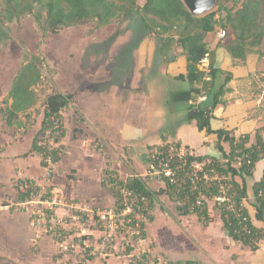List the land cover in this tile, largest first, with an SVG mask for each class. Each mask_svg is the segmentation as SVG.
I'll use <instances>...</instances> for the list:
<instances>
[{"label":"crops","instance_id":"0c3cea01","mask_svg":"<svg viewBox=\"0 0 264 264\" xmlns=\"http://www.w3.org/2000/svg\"><path fill=\"white\" fill-rule=\"evenodd\" d=\"M221 30L223 29L216 27L214 31L201 33L199 39H194L204 41L210 50L203 59L202 68L207 70L209 64L213 63L224 71L215 78L216 89L225 82L227 75H231L223 95L225 102L214 108L210 124L212 129H226L236 137L250 134L253 142L257 129L264 127V97L254 89L253 79L254 73L264 67V60L258 52H251L244 63H237L225 47L229 38L221 37ZM130 33L131 30L128 29L127 34ZM138 42L140 44L132 51L136 55L134 62L138 63L143 76L138 84L124 80L119 72L118 77L113 76L112 83L105 91L83 86L73 91L68 90L74 94L73 105L80 115H76V139L71 142L67 120L64 118L67 108L62 111L65 126L62 142L67 147V156L75 158L74 166L77 168V179L70 182L66 179L63 189L57 185L54 187L65 198L76 201L65 204V207L60 204L53 206L54 215L65 227L67 220L64 217L68 215H73L74 219L81 222L72 211L85 204V201L108 206H113L115 202L110 190L102 185L103 171L111 160L107 158L104 148L96 150L93 147L92 143L98 137L107 146L118 143L122 145V149L128 145L143 153L152 146L177 142L196 156L221 158L223 155L218 148V134L199 129L194 111L190 108L192 104H210V99L205 96L194 100V83L178 78L187 72L188 65L182 46L176 45L164 56L159 52L158 40L152 34ZM103 72L98 69L93 74L94 82L105 78L101 75ZM22 120L26 122L27 119L22 116ZM42 120L43 114L23 137V134H16L15 130L11 131L17 125L10 126L0 117V264H64L66 260L56 239L48 232L49 223L36 220L37 216L33 214L36 210L35 202L19 201V192L14 185L21 178L37 181L43 173L40 154L37 151L30 152L35 132L42 127ZM260 132L264 134V128ZM21 137L26 138L28 148L25 150H22L20 143H16L23 140ZM10 138L14 143H10ZM88 142L89 154L83 151L86 146L84 144ZM222 145L226 151L229 150L228 142L223 141ZM114 164H111V168H114ZM4 166H9L8 173L4 172ZM263 175L264 160H259L254 177L246 179L248 197L244 200L253 224L262 230L264 213L263 219L256 216L253 184ZM237 179L240 180L239 177ZM47 207L44 203L45 211L51 212ZM209 213V221L201 219L205 228L200 231L197 243H188L187 252L192 253H188V256H175L168 251L167 258L195 260L202 264H264V239L253 250L228 234L219 210L211 203ZM191 214L194 213L188 215ZM82 230L83 233L97 237L100 233L95 227L83 226ZM96 239L89 241L95 245L98 243ZM113 247L118 246L115 244ZM110 251L106 257L93 256L86 259V264H127L133 249L122 253Z\"/></svg>","mask_w":264,"mask_h":264},{"label":"trees","instance_id":"16d2710c","mask_svg":"<svg viewBox=\"0 0 264 264\" xmlns=\"http://www.w3.org/2000/svg\"><path fill=\"white\" fill-rule=\"evenodd\" d=\"M230 1L232 5H228ZM239 2L238 0H218L216 9L196 17L189 13L180 0H2L0 45L9 39L6 23L19 20L27 14L33 15L44 34H50L76 26L85 20L95 21L97 26L108 25L137 12L146 30L158 40L159 52L162 55L169 54L176 45L182 46L188 65L187 72L179 75L178 78L194 83L192 88L194 100L203 95L210 99V104H192L190 108L194 111V118L198 122L199 129L218 134V148L223 154L221 158L208 155H200L196 158L210 159L209 168L216 169L225 177V182L229 185L228 196L234 202L232 208L229 207L228 202L214 201L213 205L219 210L223 226L228 234L234 240L256 250L258 242L264 239V230L253 224L244 200L248 197L246 179L254 177L256 163L264 160V134L260 132L264 127L257 129L253 142H251L250 134L236 137L229 130L212 129L210 120L213 117L214 108L219 103L225 102L223 95L231 75H227L225 82L216 89L215 78L218 73H224V71L215 67L213 63L209 64L207 70L203 69V59L210 50L204 41L192 45L193 40L201 33L214 31L219 26L226 32L225 37L232 33L225 47L237 63H244L251 52H258L262 58L264 0H242L238 5ZM223 12H226L225 16L221 15ZM46 67L48 64L45 58L34 54L16 71L9 90L11 102L0 107V117L8 125H22L24 123L22 116L27 119L29 113L38 107L41 100L40 94L44 91L43 88L39 89V86L43 83ZM74 101L73 93L62 91H53L43 99L42 127L35 135L30 149V152L37 151L40 154L43 166H45L46 155L44 149L38 145V135L51 129L52 118L56 117L63 129L62 135L56 141L63 138L65 126L62 111ZM223 141L229 143L228 151L224 149ZM173 144L180 147V143ZM161 146H152L150 149ZM51 153L54 156V162L61 160V157L57 155V149ZM237 156L242 158L240 165L236 163ZM188 172L187 169H178L173 180L169 177L163 178L164 185L156 190L148 185L147 179L138 177L136 174L122 179L114 169L105 168L102 185L112 192L115 198L113 206L118 211L123 209L124 196L120 191L121 188H125L146 195L149 201L148 210L154 207V201L158 195L165 194L175 203L179 214L194 213L207 222L210 220L208 200L213 199L219 192L217 182L206 181L199 177L193 184L188 177ZM253 193L257 209L256 216L263 219L264 175L254 182ZM199 196H204L201 205L197 204ZM28 198H31L30 193L19 192V201H25ZM148 210L144 211L145 215H148ZM135 223L136 221H133L132 224ZM140 223L144 229V221ZM172 262L202 264L195 260H172Z\"/></svg>","mask_w":264,"mask_h":264},{"label":"rangeland","instance_id":"374dc122","mask_svg":"<svg viewBox=\"0 0 264 264\" xmlns=\"http://www.w3.org/2000/svg\"><path fill=\"white\" fill-rule=\"evenodd\" d=\"M228 5H232V1ZM1 7L2 0H0V9ZM219 15L218 13V18L220 17ZM221 15L225 16L226 12ZM6 25L9 29V39L0 45V107H4L11 102L9 90L12 79L23 63L32 55L39 54L45 58L48 64V67L45 68L43 83L39 86V89L43 88L44 91L40 94L41 100L38 107L29 113L26 122L22 123V125L12 129L9 128L11 131L15 130L16 134H23V137L29 128L32 129L35 121L42 118L43 99L53 91L63 92L65 90L69 92L68 90L73 91L82 86L105 91L112 83L113 76L116 75L118 77L119 72L123 75L124 80L127 79L131 83L138 84V80L143 79L139 65H137L138 63L134 62L136 55L132 51L140 44L138 40H142L151 34L146 30L137 12H133L129 17L116 20L108 25L97 26L95 21L85 20L76 26L50 34L43 33L31 14L25 15L19 20L7 22ZM128 29L131 30L130 34H127ZM231 34H227L226 37L231 38ZM199 41L193 40L192 45L198 44ZM262 51L264 53V42ZM262 60H264V54ZM98 69L104 71L101 75L105 76V78L94 82L93 74ZM255 74H258L264 80V67L255 72L254 76ZM254 89L264 97V83L263 86H260L255 82ZM77 114L80 115L73 104L65 112L66 117L64 118L67 120L71 142L76 139L77 128L75 125ZM55 136L58 135H53L47 131L38 135L42 145L58 149L61 160L50 164L51 171L49 174L46 171L47 169L43 168L40 179L37 181L33 180L35 183V187L32 189L34 193L30 195L35 201L49 199L56 202L53 205L60 204L65 207V204H71L76 201L65 198L62 192L55 190L54 187L57 185L63 189L66 179L68 182L72 181V179H77V168L74 166L75 158L67 156V147L62 142L63 138L59 142H55L53 141ZM23 137H21L23 139L21 142L16 141V143H20L23 147H21L22 150H25L28 147L25 142L26 138ZM10 143H14L12 138H10ZM92 144L96 150L104 148V152L107 151V158L111 160L108 162L107 168L111 169V164L115 163V169H112L114 171L120 170L121 174L117 172L121 177L147 173L149 155L156 149L153 148L143 153L142 151H135L133 147L128 145L122 149V145L118 143L107 146L106 142L100 137ZM89 145L90 142L84 144L85 147L83 148V151L88 154L90 153ZM40 158L42 161L41 156ZM94 161L98 162L97 160ZM4 168H6L3 169L4 172L8 173L9 166H4ZM22 179L17 180L14 184L18 192H20L18 182ZM147 183L156 190L164 185V182L157 178L153 180L147 179ZM110 194H112L111 191ZM208 201L212 205L215 200L209 199ZM77 202L81 203V201ZM84 203L93 208L103 209L108 207V204L95 203L94 201H85ZM34 206L35 209L43 208L41 203H35ZM50 211L49 213L53 214L54 208ZM72 213L78 216L81 222L74 219L73 215L64 217L67 220V226L62 225V229L70 244L69 250L66 253L61 252V254L66 258L64 264H86V259L93 257L90 254L91 249L103 239L101 237L102 228L96 220L89 218L87 215L84 216L83 212H79L78 208L77 210L73 209ZM150 217H152L151 220ZM141 221L145 223V227L142 230L138 229L136 223L132 224V221L127 223L123 230L118 231L110 249L121 253L127 249H133L134 252L149 249L153 253L165 257L168 251L171 254H175V256H188V253H192L190 251L187 252L188 243H192V245L197 243L200 231L205 228L204 222L198 216L194 214L182 216L179 214L175 203L165 194L157 196L154 201V207L149 208L148 215H145V218ZM83 226L97 228L100 231L97 234L98 237L87 232L83 233ZM140 237L144 239L143 243L140 242ZM95 238H97L98 243L93 245L89 240H94ZM115 244H117V248L113 247Z\"/></svg>","mask_w":264,"mask_h":264},{"label":"built area","instance_id":"2783aa9c","mask_svg":"<svg viewBox=\"0 0 264 264\" xmlns=\"http://www.w3.org/2000/svg\"><path fill=\"white\" fill-rule=\"evenodd\" d=\"M220 36L225 37L226 32L224 30L220 31ZM255 82H257L260 86H263L264 80L258 74L254 76ZM205 98V95L200 96L199 99ZM58 121V122H57ZM48 133L53 135H58L53 138L55 142L57 138H59L63 129L60 127V121L58 118H52V128L46 130ZM38 145L44 149L45 158V166L47 173L49 174L51 171L50 164L56 163L54 162L52 155V151L57 149L56 147H46L42 145L40 141H38ZM52 148V149H51ZM57 155L61 156L58 149ZM192 157V158H190ZM149 167L148 171L145 174H136V176L153 180L155 178L162 180L165 177H169L173 180L178 169H187L188 177L191 182L194 184L202 177L206 181H215L217 182V187L219 192L213 197L216 202L224 203L228 202L229 207L232 208L234 202L228 196L229 185L225 182V177L218 172L214 168H209L210 159H202L199 160L196 158V155L184 147H178L173 143H167L166 145H162L161 147L156 148L152 151L151 155H149ZM236 163L238 165L241 164L242 158L241 156H237L235 158ZM19 190L22 193H30L33 194V188L35 187L34 181L22 179L18 182ZM123 196V209L118 211L114 206H108L106 208H93L89 205H81L78 206L79 212H83V215H87L89 218L96 220L101 229L103 239L98 243L96 247L91 249V256H102L106 257L109 255L110 248L112 246V241L114 237L117 236V232L123 230L127 223L136 221V225L139 230H142L141 220L145 218L144 211L148 209L149 201L146 195L141 193H137L133 190H127L125 188H121L120 191ZM204 196H199L197 198V204L201 205ZM35 202L48 205V210H53V204L55 201H51L49 199L45 201H35L32 197L26 199L23 203ZM36 215V220L39 222L45 221L49 223L48 232L56 239L59 248L62 253H66L69 250L70 241H68L65 236L64 230L62 229V225L60 221L56 218V216L49 211H45L44 208L36 209L33 213ZM116 238V237H115ZM144 239L140 237V242L143 243ZM127 264H177L172 262L171 259L153 253L149 249H142L141 251H133L129 254V262ZM181 264H192V263H181Z\"/></svg>","mask_w":264,"mask_h":264},{"label":"water","instance_id":"95a60500","mask_svg":"<svg viewBox=\"0 0 264 264\" xmlns=\"http://www.w3.org/2000/svg\"><path fill=\"white\" fill-rule=\"evenodd\" d=\"M190 14L193 16H202L212 10L218 5V0H180Z\"/></svg>","mask_w":264,"mask_h":264}]
</instances>
